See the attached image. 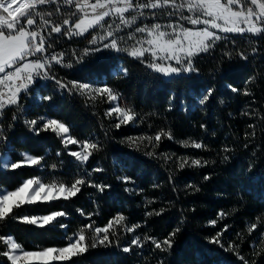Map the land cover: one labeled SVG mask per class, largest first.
Listing matches in <instances>:
<instances>
[{
    "label": "trees",
    "instance_id": "trees-1",
    "mask_svg": "<svg viewBox=\"0 0 264 264\" xmlns=\"http://www.w3.org/2000/svg\"><path fill=\"white\" fill-rule=\"evenodd\" d=\"M60 7L59 12L50 7L38 10L51 13L48 18L55 22L76 12L74 4ZM53 37L52 45L58 52L68 47L65 40L56 45L64 36ZM233 38L235 45L218 41L210 52L194 58L198 73L164 77L140 60L122 54L92 57L73 68L58 66L55 77L69 89L72 81L106 82L119 94L120 106L132 109L137 117L119 129L115 128V118L105 115L111 107L106 97L92 100L76 90L56 91L53 83L35 86L23 106L7 109L2 121L12 148L10 158L19 161L23 159L20 154L27 153L44 159L37 167L0 169V186L13 190L28 178L70 186L85 171L102 168V172H92L91 179L111 188L100 192L84 186L68 201L15 209L19 217H40L61 210L67 216L45 227L8 218L0 221V236H12L30 251L63 247L67 236L78 233L84 225L103 227L122 213L126 219L115 228V235L110 234L112 244L91 247L96 234L86 230L88 251L67 264H244L240 256L248 264H264V38ZM253 48L257 49L255 54ZM228 52L232 53L230 58L225 56ZM240 52L248 56L247 61L240 58ZM120 68H127V75L117 74ZM229 84L240 91H230L226 87ZM209 87L214 94L200 105ZM245 89L251 95H244ZM38 93L52 99L37 101ZM14 114L16 120L12 119ZM44 115L67 124L78 141L97 142L100 150L81 165L68 155L69 149L54 133L37 136L29 131L25 121ZM157 132L162 134L159 144L154 140ZM169 132L172 139L167 138ZM144 136L152 137L153 142L137 139L133 145L128 141L129 137ZM193 141L205 147L183 146V142L190 145ZM178 157L189 162L199 159L203 166L181 169ZM124 176L132 177L134 183L118 179ZM161 209L164 211L156 215ZM220 212L226 215L219 218ZM212 220L217 221L215 226L209 223ZM60 223L67 227L62 229ZM253 223L257 230L249 233ZM133 225L140 227L135 232L125 230ZM225 225L228 231L219 237L220 244L210 242ZM177 228L180 231L169 250L162 252L151 241H144L146 236L163 241ZM134 236L144 241L143 249L123 252ZM229 244L234 247L229 249ZM7 250L0 241V253ZM0 264L11 262L0 255Z\"/></svg>",
    "mask_w": 264,
    "mask_h": 264
},
{
    "label": "snow or ice",
    "instance_id": "snow-or-ice-1",
    "mask_svg": "<svg viewBox=\"0 0 264 264\" xmlns=\"http://www.w3.org/2000/svg\"><path fill=\"white\" fill-rule=\"evenodd\" d=\"M55 0H0V117L3 116V110L7 106L20 105L22 95H27L30 88L37 85L39 80L55 81L60 89H68V85L56 80L51 74L53 63L60 64L64 53H50L42 59L36 58L38 54H44L52 48V41L55 39L53 33L57 36L85 37L90 34V30L97 27L104 28L107 17L116 18L119 23L113 27L108 25L103 35H92V39L88 41L90 47L83 50L82 54L77 57V63L83 61L86 56L96 53H102L107 50H115L117 52H127V54L135 59L144 60L146 54L150 57L147 67L154 72L160 73L166 77L179 76L182 73H198V69L193 63V59L201 53H208L214 49L218 41L230 42L235 45L236 40L233 37L244 38L245 36H253L264 38V0H64L67 5L75 6L76 18L64 19L62 25L51 26L47 35L41 30H34L37 25L36 17H39L41 23L47 27L51 24L50 20L44 19V16L37 11L41 5L52 4ZM190 15H183L184 11ZM150 13L153 19L158 20V12H166L168 23L161 24L159 22L144 24L132 30V26L136 24L138 19H148L145 14ZM135 13L131 17L126 14ZM79 14V15H77ZM51 16V13L48 14ZM183 22H187L191 27H185ZM129 29L128 39L135 40L137 34H142L146 38L136 40V45L129 50L120 47L119 42L124 40L119 32ZM167 29V30H165ZM47 45V47H46ZM253 53L257 49H252ZM75 55V52H73ZM232 53H225V56L231 57ZM241 59L247 61L248 56L244 52H240ZM31 57V59H30ZM72 67V64L63 65ZM127 68H120L117 74L127 75ZM254 79V78H250ZM226 87L232 92L240 90L229 84ZM71 90H76L79 95L86 96L95 100L98 97H106L107 101L112 104L120 99L118 93L110 87L106 82L93 84L90 82L72 81ZM214 94V89L207 88L206 94L199 100L200 105L206 104L210 97ZM244 95H251L245 89ZM43 100L50 101L52 97L46 96ZM247 114V113H246ZM106 116H116L117 122L115 128L119 129L122 125H128L136 120L135 112L130 108H122L117 103L115 107H110L105 113ZM13 120L17 119L14 114ZM29 126V131L39 136L41 132H51L61 139V143L65 149L69 145H76L78 150H69L68 155L75 158L81 165L86 164L93 154L100 150V145L91 140L78 141L70 134V127L64 122L55 118L41 116L38 119L25 121ZM11 127V125H9ZM201 127H205L201 125ZM250 127H252L250 125ZM4 125L0 119V142H6L3 135ZM167 138L172 139L171 133H167ZM247 135V133H246ZM254 135V133H253ZM137 139H147L149 143L153 142L152 137H129L130 144L135 145ZM162 139V134L157 132L154 140L156 144ZM184 147H193L200 149L205 147L202 142L193 141L190 145L183 142ZM247 147V145H245ZM228 151L227 148L224 149ZM23 159L16 162L2 161L0 168L5 170H18L22 167L41 166L44 157L32 156L27 153L20 154ZM59 156L60 153L58 152ZM153 155V153H148ZM179 168L185 166L200 167L203 166L199 159L177 158ZM207 162L205 161L204 164ZM55 169V165L52 166ZM102 168H95L92 171H85L83 175L76 178L71 185L65 183H43L39 178H29L24 180L14 190L0 188V221L8 218H15L18 222L26 223L38 227H45L53 223H58L60 218L66 217L64 211H54L47 215L37 216H16L14 210L25 205H34L37 203H51L57 200L68 201L76 197L82 190V187L89 186L103 192L110 189L111 185L97 184L91 179L92 172H102ZM125 183H134L132 177H120ZM205 179L209 177L205 176ZM171 180V177H170ZM191 187V185H189ZM126 191H134V189H125ZM83 215V210H78ZM156 212V215H160ZM153 213H146L152 215ZM91 213L88 214L89 218ZM226 214L218 213L219 218H223ZM125 216L117 213L116 216L110 218L103 227L93 228V224H86L71 236H67L68 243L63 247H45L41 250H25L20 243H17L12 236H0L7 246V251L0 253L7 258L11 264H67L74 257L83 255L88 251L86 243V230H93L96 234L95 242L91 247L100 245L108 246L113 243L109 238L110 234L115 235V228L122 226ZM215 226L217 221L209 222ZM60 227L67 226L60 223ZM140 225H133L125 228L127 232H135ZM257 230V224L253 223L249 227V233ZM180 229L177 228L170 232L163 241H159L154 237L146 236L144 241H151L156 249L166 251L173 247L174 237ZM228 231V226L212 237L210 242L220 244V239L224 232ZM144 241L139 236H134L130 244L122 248L127 253L133 251L134 248L144 247ZM223 247V245H221ZM234 246L229 244V249ZM244 264L248 261L243 256L239 257ZM162 264V262H161Z\"/></svg>",
    "mask_w": 264,
    "mask_h": 264
},
{
    "label": "rangeland",
    "instance_id": "rangeland-1",
    "mask_svg": "<svg viewBox=\"0 0 264 264\" xmlns=\"http://www.w3.org/2000/svg\"><path fill=\"white\" fill-rule=\"evenodd\" d=\"M92 2H95V0H92ZM142 2H146V0H142ZM177 2H179V0H177ZM62 5H65L67 6V4H63L61 1H56L54 3V5H51L49 6L48 4H45V5H41L39 7H43V8H53L56 12H59L60 11V6ZM74 9H75V6H74ZM37 11L40 12L43 16H44V19L46 20H50L51 21V24L48 25L47 27H45V25H43L39 19V17H36L37 19V25H36V28L34 30H41L44 32L45 35H47V32L50 31V28L51 26H55V25H62L63 24V21H58V22H55V20L53 19H50L48 18V14L49 12L48 11H44V10H38L37 8ZM73 13H76L75 11ZM73 13L70 17L66 18V19H72L74 20L76 17L73 16ZM135 13H128L126 14L127 17H131V15H134ZM149 18L148 19H138L136 21V24L132 26V30H134L136 27H140V26H143L144 24H147L149 26H151V24L153 23H156V22H159L161 24H166L168 23V19H167V13L166 12H158L157 15L159 17L158 20L156 19H153L150 15V13H148L146 11L145 13ZM183 15L187 16V15H190L186 10L184 11ZM106 19V23L104 24V28H100V27H97L95 30H90L91 31V35L90 34H85V37H72V38H69L68 36H64L62 37V39H60L59 41L56 42V45L59 44V42L65 40L67 43L66 45L68 46L66 49H62L60 52H58L59 49H56V48H52L48 50V52L44 53V54H38L36 58H40L42 59L44 56H48L50 53H56V54H59V53H64V56L62 57L61 59V63L60 64H55L53 63V66H52V69H51V74L55 76L56 74V71H57V67L58 66H61V67H64V68H73L75 66H79L81 64H83L87 59H91L92 57H101V56H106V55H110V54H113V55H117V54H122V55H125V56H128V57H131L127 54V52H117L115 50H107V51H104L102 53H96L94 55H91V56H86L82 62L80 63H77V57L82 54L83 50L87 47H90V45L88 44V41L92 39V35H103L105 30L108 29V25L109 24H112L113 27H115L116 24L119 23V20L116 19V18H112V17H107L105 18ZM184 23V26L185 27H191L190 24H188L187 22H183ZM167 30V29H165ZM128 31L129 29H124L123 31L119 32V35L120 36H123L124 37V40L120 41L119 42V46L120 47H124V48H128L129 50H131V48L133 46L136 45V40H139L141 38H146L144 36H142V34H137L136 35V39L135 40H130L128 39ZM57 34L53 33V36H56ZM75 41H78L77 43H75ZM66 45L64 47H66ZM73 52H75V55H73ZM133 58V57H131ZM31 59V57H30ZM135 59V58H133ZM150 57L147 56L146 54V57L145 59L142 61L140 60L144 65L147 66V63L150 62ZM138 60V59H137ZM72 64V67H65L63 65H67V64ZM151 69V68H150ZM152 70V69H151ZM160 74V73H159ZM162 75V74H161ZM163 76V75H162ZM166 77V76H164ZM57 80V79H56ZM61 82V81H60ZM86 82H89V81H86ZM46 83H53L56 85V91H60L61 89L57 86V84L55 83V81H52V80H39L38 84L37 85H41V84H46ZM62 83V82H61ZM91 83V82H90ZM65 84V83H64ZM37 85H34L30 88L29 92L27 95H22V99H21V103L20 105L18 106H23L24 103L27 101V99L30 97L29 93L31 90H33L35 88V86ZM69 89V88H68ZM68 89H65L66 91H69ZM62 93V92H61ZM42 99V95H40L39 93L37 94V101H40ZM118 103L115 102V103H112L111 104V107H115L116 104ZM119 104V103H118ZM17 107V105H13V106H7L4 110H3V114L4 112L9 109V108H12V107ZM120 106V104H119ZM121 107V106H120ZM45 116V115H44ZM47 117V116H46ZM113 118H115V120L117 121V118L116 116H111ZM2 117H0V119H2ZM49 118V117H48ZM4 137H6V142H0V162L2 161H8V162H16V161H13L11 158H10V155H9V151H12V148L10 147L9 145V142H8V136L6 135L5 133V130H4V133H3ZM68 149L69 150H78L77 146L76 145H69L68 146ZM68 150V151H69ZM1 170H5L3 168H0ZM29 179V178H28ZM26 180V179H24ZM23 180V181H24ZM0 188L2 189H7L5 187H2L0 186ZM9 190V189H7ZM14 190V189H13ZM33 264H37V262H33Z\"/></svg>",
    "mask_w": 264,
    "mask_h": 264
},
{
    "label": "built area",
    "instance_id": "built-area-1",
    "mask_svg": "<svg viewBox=\"0 0 264 264\" xmlns=\"http://www.w3.org/2000/svg\"><path fill=\"white\" fill-rule=\"evenodd\" d=\"M55 1H61L63 4H65V3H64V0H55Z\"/></svg>",
    "mask_w": 264,
    "mask_h": 264
},
{
    "label": "bare ground",
    "instance_id": "bare-ground-1",
    "mask_svg": "<svg viewBox=\"0 0 264 264\" xmlns=\"http://www.w3.org/2000/svg\"><path fill=\"white\" fill-rule=\"evenodd\" d=\"M55 2H56V1H55ZM55 2H54V3H55ZM48 5H51V4H48ZM21 95H23V94H21Z\"/></svg>",
    "mask_w": 264,
    "mask_h": 264
}]
</instances>
